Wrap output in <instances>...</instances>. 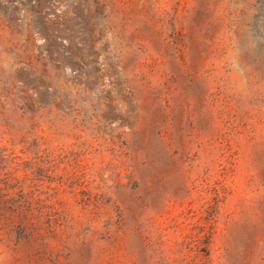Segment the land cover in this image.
<instances>
[{"label":"rangeland","instance_id":"374dc122","mask_svg":"<svg viewBox=\"0 0 264 264\" xmlns=\"http://www.w3.org/2000/svg\"><path fill=\"white\" fill-rule=\"evenodd\" d=\"M0 264H264V0H0Z\"/></svg>","mask_w":264,"mask_h":264}]
</instances>
